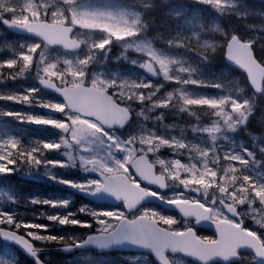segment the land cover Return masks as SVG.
<instances>
[{
  "label": "snow or ice",
  "instance_id": "obj_1",
  "mask_svg": "<svg viewBox=\"0 0 264 264\" xmlns=\"http://www.w3.org/2000/svg\"><path fill=\"white\" fill-rule=\"evenodd\" d=\"M195 2L213 6L223 14L235 9L236 0ZM134 4V7L113 13L88 10L79 0H48L45 4L29 0L18 11L15 0H0V23L30 33L37 41L21 45L19 53L14 54L15 58L7 59L0 67L13 69L19 66V72L23 73L35 65L39 85L53 90L61 98L58 102H42L38 99L41 87L27 89L26 94L0 95V100L47 109L49 115L28 116L27 122L52 126L61 133L58 142H46L42 147L31 148L21 145L19 150V141L6 140L5 147L17 151L0 153V174H11L22 166L28 169L68 167L78 159L84 170L98 173L99 178L76 182L49 175L81 191L109 193L123 200L127 209L135 208L147 197H157L179 208L183 217H194L196 224H214L218 238L200 237L187 224L174 228L178 224L174 217L154 209L142 210L139 215L129 218L120 210H94L87 205L77 211L91 215L97 229L86 240L41 235L31 230L18 234L21 228L46 231L49 225L17 221L13 214L2 211L0 234L17 242L34 257L39 249L33 241H59L66 245L62 248L65 251L86 243H94L99 248L130 243L151 249L163 264H168L166 254L176 251L185 252L202 264H209L212 260L230 264L232 260L241 259L242 249L253 250L254 257L264 258V236L245 227L242 218L238 219V208L257 203V198L264 206V171L258 170V166L264 169V160H257L256 153L248 148L243 152L235 150L237 146L230 142V134L245 126L254 112L256 96L264 94V62L254 54L255 38L245 40L235 32L224 33V44L219 45L227 49L231 62L246 71L253 89L249 97L244 95V88L222 77L216 78L220 82L206 80L201 68L193 67L192 61L185 58L188 55L182 54L177 59L169 54L170 49L181 48L186 53L196 54L199 64L207 62L218 46L210 45L207 40L202 45L200 42L204 33L218 31L219 25L206 27L202 21L193 20L189 22L191 31H178L166 39L160 37L167 47L157 49L154 47L156 37L147 35L149 24L145 19V13L154 6L146 0H136ZM170 14L179 17L183 12L171 10ZM252 27L264 29V25ZM80 29L99 32L101 38L81 39ZM113 45L123 48L117 60H127V51L133 49L141 54L143 62L132 59V65L146 70L151 77L162 75L165 81H175L180 87L158 96L164 85H154L143 76L95 71L97 66L106 65L112 59L109 54ZM52 46L63 49V59L51 55L49 49ZM188 85L213 87L221 94L209 98L189 91L185 87ZM193 106L210 110L208 125L199 123L200 117L190 111ZM156 110H160L159 113L150 117L149 113ZM165 111L177 116L187 114L198 121L190 129L195 134V142L188 139L184 129L179 137L170 134L171 126L164 124ZM55 113L62 114L63 118H54ZM4 115L21 122L25 120L18 112L8 111ZM133 115L143 117L144 122L153 120V126L140 122L131 133L120 135L117 129L124 128ZM259 147L264 152V145ZM62 148L67 161L46 159L44 150L60 151ZM161 148L171 149L175 155L185 157L188 163H182L181 159H161L157 155ZM150 156L153 159L150 160ZM181 172L186 173L183 179ZM145 184L178 190L172 191L170 196H162L160 192L142 186ZM210 189L217 196L210 201L202 202L185 195L186 192H202L206 197ZM70 202L32 199V203L51 208H66ZM75 216L73 212L57 213L47 215L46 219L60 225L92 227L91 221H81ZM256 223L264 229V220H256ZM9 228L13 230H7ZM37 260L38 264H44L38 257Z\"/></svg>",
  "mask_w": 264,
  "mask_h": 264
},
{
  "label": "rangeland",
  "instance_id": "obj_2",
  "mask_svg": "<svg viewBox=\"0 0 264 264\" xmlns=\"http://www.w3.org/2000/svg\"><path fill=\"white\" fill-rule=\"evenodd\" d=\"M156 0H146L147 3L154 4ZM160 1V0H159ZM158 1V2H159ZM185 1V2H183ZM256 0H236L235 3V9L232 12L228 13H220V11L216 8L213 10L223 16L226 17L223 22L222 20H218V16L214 13L209 11L205 6H203L204 3H196L195 0H192L194 2V5H189L186 4L187 2H190V0H180V2L175 1V0H161V4H163V10L160 18H157V12H154L153 15L150 17L148 12L145 13V19L146 22L149 24V29L147 35L151 37H156L154 41V47L157 49L165 48L167 45L165 44L164 40L160 39V37L167 38L172 34H169V28L170 27V20H174L175 23L179 26V28H183L186 30V32L191 31V28L189 26V22L193 20L197 21H202L206 27L212 26L213 28L215 25H219V30L218 31H211V32H206L204 33V39L201 40V45L204 43V40H207L210 45L215 44L218 47L212 52L211 54L217 55L222 52V47H219V45L224 44V39L225 36L223 35L224 33H228L230 35V32L233 31L234 29H238L240 33L244 38L246 39H252L255 38V43L259 45L261 44V40L264 39V29L262 28H254L252 27L253 25L260 26L264 25V3L263 2H254ZM29 0H15V6H17V9L19 11L20 8L23 7L25 3H28ZM32 3H41L45 4L48 2V0H30ZM79 2L82 4L83 7H86L88 10L91 11H99V12H117L121 9H124L126 7H134L136 0H79ZM153 8V7H152ZM171 10H179L182 11L183 14L180 15L179 17H174L173 15L170 14ZM206 13L207 16L204 14ZM239 13H244L245 15H239ZM25 15H27V10L25 9L24 12ZM168 16H167V15ZM211 18H210V15ZM163 15V18H162ZM7 16V15H6ZM155 17V18H153ZM154 19V20H153ZM165 20V21H164ZM156 24L157 27L154 28V25ZM165 24V25H163ZM3 26L0 23V36H3V42L0 40V53L6 50H11V45L17 43L18 40H13L6 41L4 39H7L9 35H6V32L2 28ZM173 26V25H171ZM164 27V28H163ZM174 27V26H173ZM167 30V31H166ZM246 30V31H245ZM165 32V34H164ZM244 33V34H243ZM246 33V34H245ZM159 34V35H158ZM168 35V36H167ZM79 36L81 39H89L91 38L92 40H98L101 38V33L99 32H86V30H79ZM157 42L159 44H157ZM32 43H25L24 45H30ZM161 45L165 47H161ZM172 52L169 53L170 55L173 56V58L179 59L182 54L188 55V57H185L186 59L191 60L192 62L198 64L194 65L192 64L193 67L199 66L203 72H208L211 74L213 73V61L209 62L211 59H209L207 62H204L203 64H199V57L194 54V53H186L183 49L181 48H173L170 49ZM123 51V48L119 45H113L112 50L110 52V57H112L111 60H109L106 65H101L97 66L94 70L98 72H105V71H112V72H121L124 73L125 75L128 74H134V75H139L142 76L143 69L139 68L138 65H132L130 63V60L132 59H137L140 60L141 54L136 53L133 49H129L126 53L128 56V59H120L117 60L116 57L120 56L121 52ZM39 52V50H38ZM52 56H61V53L63 52L62 49H55L49 50ZM14 56L13 54H10L7 58ZM70 58V57H69ZM264 58V57H263ZM36 57L34 56V61ZM61 59L63 57L61 56ZM264 61V59H263ZM140 62H143L140 60ZM209 62V63H208ZM35 66V65H33ZM32 66V67H33ZM31 67V68H32ZM16 75V79H10L9 76L0 78V92L2 94L0 95H8L9 93L14 90V86L9 84L11 83H16L18 86L23 87L25 90H27L26 86L24 85L25 82L32 83L34 84V81L36 79V69L34 71V74L31 73V69L27 71L26 75L25 72L20 73L19 72V66L15 67L12 69ZM227 71V69H225ZM13 73V74H14ZM224 73V72H223ZM29 74V75H27ZM225 75H228V72L225 73ZM223 77V74H222ZM229 82H234L235 84L239 85L240 87L244 88V95L245 96H252V93L246 88L244 83L241 82L239 77H231V79L228 80ZM154 85L158 84H163V88H161L160 92L157 93L158 96H162L167 92L173 91V86L176 84L175 81H165L161 75V79L159 81L152 82ZM203 88L206 91H209V87L203 86ZM213 95V94H211ZM215 96H218V93H216ZM38 99H40L42 102L43 101H52V102H58L55 97L51 96L49 93L44 92L43 90L39 93ZM16 102L14 101H7V100H0V118L5 117L4 113L9 111V106H13ZM22 107L24 106H29L30 108H33L34 110H38V113L36 116H47L49 115L47 109L41 108L39 106H34V105H26L24 103H18ZM139 111V109H136ZM160 110H156L153 113H149V116L152 117L156 114L159 113ZM210 112V110H208ZM207 112V113H208ZM165 119H164V124L171 126L169 131L172 136L179 137L181 133V129L185 130V135H187L188 139L193 140L195 142V134L190 131V129L194 126L197 125L198 121H192V116H189L185 114V123H183L180 119V115H176V121H172L168 118L170 115L169 112L164 113ZM54 118L57 119H62V114L60 113H55ZM14 120H17L14 118ZM256 121L259 124H261L264 130V94H261V96H256L255 99V105H254V112L250 115L248 121L246 122V125L249 126L251 121ZM18 121V120H17ZM211 121V118L209 116V119L207 120H201L199 123H202L204 125H208ZM22 123L21 121H18ZM27 122V121H26ZM144 122L143 117H136L135 122L132 124V126H129L127 129L122 131L121 133L119 132L120 135H127L131 133L132 131L135 130L137 123ZM29 123V122H27ZM146 123L148 127L153 126V120H149ZM37 127L39 130H45V134L48 136H51V133H55L58 136V139L60 138V131L53 128L52 126H43V125H36L33 123H29ZM242 128V127H241ZM239 128L235 132L230 134V139L232 141L238 142L239 147H244V145L247 143L246 140H243V138L246 136L247 133H238ZM250 137L253 138V140L256 142L258 141L261 137H264V131L261 133V136L256 133H250ZM15 139V136L12 134H6V136L3 137V139H0V153L3 151H10V147H5V141L6 140H11ZM44 143L48 142L46 138L43 139ZM102 151V150H101ZM47 152V153H46ZM44 155H46V159L48 160H63L67 161L68 157L63 154V148L60 151L57 150H52V155H51V150H45ZM157 155L164 160H174V159H181L182 163H188V160L184 158L183 156L180 155H175L171 149L168 148H161L160 151L157 153ZM153 158V157H152ZM261 160V159H258ZM259 168V166H258ZM264 170V169H261ZM26 171V172H32L29 169H23L21 172ZM16 172V171H15ZM14 172V173H15ZM38 174L43 178L44 180H49L53 181L54 183L59 182L58 180H54L51 178V175L57 176L58 178H61L66 181H76V182H84L88 181L89 179H98L97 175H93L92 172L86 171L83 169L82 165L79 163V160L77 159V162L73 165H69L68 167H51V168H45L44 166H41L38 169ZM181 178L186 177V173L181 172ZM66 183H62V186H65ZM177 191V190H175ZM172 192H168V196H170ZM213 190H209L207 196L205 197L203 194V200H212L213 199ZM20 192L15 189L14 186H8L3 183L0 179V211L2 212H8L14 215L15 219L17 221L20 220L18 217L19 214H24V222H35L37 224H46L49 225L47 230L45 231L44 229L40 230H35V229H23L24 232L26 231H38V234L41 235H53V236H59L63 235L64 237H78L79 239H82L81 235L85 236L86 234L90 232H95L97 229V225L95 221L93 220V217L91 215H88L86 213H80L82 216H84L86 221H91L92 222V227H81L78 225H60L56 222L50 221L46 219V216L49 213H46L44 216L41 215V211H35L32 210V207L29 209L27 208V203H21L20 201ZM20 203V204H19ZM87 205L91 209L94 210H105V209H98V207L95 204L92 203H87V202H80L77 204L76 209L78 210L81 208V206ZM246 208L244 209L245 216H248L252 220V225L250 228L253 231H257L260 233L262 236H264V229L260 228V225L256 223V220H264V215L260 214V209L255 207L254 204L252 205H245ZM146 209H154L157 211L156 208L154 207H147ZM255 210V211H253ZM54 213H51L49 215L53 214H61L65 215L67 212L64 211H59V210H53ZM44 213V212H43ZM174 217L177 221L178 224L174 225L173 227H183L185 224H187V221L180 217ZM55 226H57V232L59 234L53 233L55 230L53 229ZM14 227V225L12 226ZM37 246H44L45 243L48 242H41V241H35ZM59 242V241H58ZM52 245V252L55 249V242H51ZM18 250L16 248H12L11 246H1L0 245V264H25L26 261L24 260L26 256L21 257L18 255ZM64 251V250H63ZM63 251L61 250L58 252L57 257L55 253H52L51 255H47L46 258L49 260V262L53 264H137V263H145L148 264L152 259H150V256L146 254H121L120 252L117 253H100L95 250H87V251H80V252H74L68 255H63ZM69 250L68 252H70ZM72 252V251H71ZM62 255V256H61ZM248 258L254 262V257L249 255ZM176 261L179 264H191V262H188L187 260L183 258H178ZM252 264L250 261H246V264Z\"/></svg>",
  "mask_w": 264,
  "mask_h": 264
},
{
  "label": "trees",
  "instance_id": "obj_3",
  "mask_svg": "<svg viewBox=\"0 0 264 264\" xmlns=\"http://www.w3.org/2000/svg\"><path fill=\"white\" fill-rule=\"evenodd\" d=\"M159 13V12H158ZM157 18L159 19L160 17H159V15L157 14ZM171 24H172V21H170V29H169V34H170V32H172V26H171ZM172 34H173V32H172ZM255 49H256V53H257V55L258 56H260L259 54H260V50L258 49V47H256L255 46ZM17 49H15V50H13L12 51V53L13 52H15ZM259 52V53H258ZM19 52H18V50H17V53L16 54H18ZM11 58H15V56H12ZM260 58L263 60L264 58H262L261 56H260ZM10 59V58H9ZM227 68H229L228 67V65H227V63H226V61H225V59H224V54L223 53H219V54H217L215 57H213V73H216L217 74V76H219V77H221V74H223V76L225 75L224 73L226 72L225 71V69H227ZM232 70L233 71H235V72H238V73H240L238 70H236V69H234V68H232ZM2 71V69L0 68V72ZM8 73L11 71V69H9L8 68ZM203 71V70H202ZM222 72H224V73H222ZM190 91H194V92H196L197 94H199V95H202V91L200 90V89H198L197 87H195V88H191V89H189ZM203 96V95H202ZM206 107H202V106H193L191 109H190V111H195L196 112V114H197V116H199L200 117V119L201 120H205L206 118H208V114H206L205 113V111H206ZM165 113H167V111H165ZM169 116H168V118L170 119V120H172V121H176V120H174V119H176V114H174V113H170L169 112ZM180 119H181V121L183 122V123H185V114H181L180 115ZM196 119L193 117L192 118V121H195ZM177 122V121H176ZM16 126H12V125H10V124H7L6 126H4L3 128H0V132H2V133H4V134H6V133H8L9 131H13L16 135L15 136H17L18 138H20L21 137V135H20V132L18 131V129H16L15 128ZM251 127L253 128V129H251V130H254V131H256V132H259V130H260V132L262 131L263 132V130H261L262 129V127L261 126H256V125H254V126H252L251 125ZM259 127H261V128H259ZM23 146V144H19L18 145V149L17 150H19V148H20V146ZM261 145H264V141H262V142H259L258 143V148L260 149V147L259 146H261ZM27 147H29V146H27ZM30 148V147H29ZM237 148V147H236ZM17 150H12L11 152L12 153H15V151H17ZM236 150V149H235ZM238 166V165H237ZM9 167H10V165H9ZM29 183V182H28ZM17 185H18V182H17ZM39 187H40V185H38V184H33L30 188H28L27 189V186L26 185H24V186H21L19 189L21 190V192L23 193L24 191L27 193V195H26V197H30L31 199H32V196L34 197V198H36V194H37V191H38V189H39ZM258 199V198H257ZM261 206V205H260ZM262 207H264V206H261V208ZM66 211H68V212H70L69 211V209L68 210H66ZM20 217H21V215H20ZM19 217V218H20ZM19 221H21V220H19ZM58 237H64L63 235H59ZM55 242V245L57 244V242L58 241H54ZM61 243V242H60ZM55 254H56V252H55ZM51 264H53L52 262H51Z\"/></svg>",
  "mask_w": 264,
  "mask_h": 264
},
{
  "label": "water",
  "instance_id": "obj_4",
  "mask_svg": "<svg viewBox=\"0 0 264 264\" xmlns=\"http://www.w3.org/2000/svg\"><path fill=\"white\" fill-rule=\"evenodd\" d=\"M16 30V29H15ZM21 32H23V31H21ZM23 33H26V32H23ZM27 34H30V33H27ZM255 54V53H254ZM226 57H227V54H226ZM227 59H228V57H227ZM229 60V59H228ZM230 61V60H229ZM231 62V61H230ZM231 63H233V62H231ZM234 64V63H233ZM236 65V64H235ZM236 66H238V65H236ZM51 91H53V90H51ZM85 194H87V195H89V196H91L93 199H95L96 197H97V194L96 193H93V194H89V192H84ZM98 199V198H97ZM149 200H156V198H152V197H147V198H145L144 200H142L141 202H146V201H149ZM157 201V200H156ZM140 202V203H141ZM19 234V233H18ZM5 239H7V240H9V241H12V242H15V241H13V240H11V239H9V238H6V237H4ZM15 243H17V242H15ZM18 244V243H17ZM126 243H124V244H119V245H114V246H112V247H105V248H101V249H103V250H111V249H114V248H117V247H121V246H123V245H125ZM130 244V243H129ZM19 245V244H18ZM132 246H134L136 249H142V250H149V251H152L151 249H148V248H143V247H140V246H137V245H134V244H131ZM19 246H21V245H19ZM90 246H95V244L94 243H86V244H84L82 247H90ZM22 247V246H21ZM64 247H66V246H64ZM64 247H62V248H64ZM23 248V247H22ZM78 248V247H77ZM24 249V248H23ZM74 249H76V248H73V249H70V250H74ZM67 251H69V250H67ZM26 253H28L27 251H25ZM153 252V251H152ZM184 253V254H187V253H185V252H182V251H176V252H173V253ZM29 254V253H28ZM29 255H31V254H29ZM32 256V255H31ZM34 257V256H33ZM35 258H37V257H35ZM40 260V259H39ZM40 261H42V260H40ZM258 263L259 264H264V258H259L258 257ZM45 264V263H44Z\"/></svg>",
  "mask_w": 264,
  "mask_h": 264
},
{
  "label": "bare ground",
  "instance_id": "obj_5",
  "mask_svg": "<svg viewBox=\"0 0 264 264\" xmlns=\"http://www.w3.org/2000/svg\"><path fill=\"white\" fill-rule=\"evenodd\" d=\"M158 1V0H157ZM153 8H151V11L152 12H159L158 13V15H159V17L161 16V12H162V10H163V4H161V1H159V2H156V3H154L153 4ZM155 14V13H154ZM167 15V14H166ZM154 16V15H153ZM168 16V15H167ZM146 17V16H145ZM150 17V16H149ZM153 18H155V17H153ZM162 18H163V15H162ZM154 20V19H153ZM165 21V20H164ZM156 25V24H155ZM163 25H165V24H163ZM155 28V27H154ZM164 28V27H163ZM169 29H170V27H168ZM173 30H172V32L173 33H175V32H178V31H180L182 28H179V27H173L172 28ZM171 30V29H170ZM167 31V30H166ZM246 31V30H245ZM172 32H170V34H172ZM164 34H165V32H164ZM244 34V33H243ZM246 34V33H245ZM168 36V35H167ZM245 36V35H244ZM256 44V43H255ZM258 49L260 50V56L263 58L264 57V39L263 40H261V44H260V48L258 47ZM259 53V52H258ZM27 72V71H26ZM26 72H25V75H26ZM29 72V71H28ZM27 75H29V74H27ZM259 128H261V127H259ZM264 131V130H263ZM259 132H260V130H259ZM260 133H263L262 131L260 132ZM90 234H88V235H86V239H87V237L89 236ZM60 252V251H59ZM53 253H55V252H53ZM63 254V253H62ZM57 257H59L58 256V252H56V254H55ZM62 256V255H61ZM57 264V263H56Z\"/></svg>",
  "mask_w": 264,
  "mask_h": 264
},
{
  "label": "flooded vegetation",
  "instance_id": "obj_6",
  "mask_svg": "<svg viewBox=\"0 0 264 264\" xmlns=\"http://www.w3.org/2000/svg\"><path fill=\"white\" fill-rule=\"evenodd\" d=\"M155 191H159V190L155 188Z\"/></svg>",
  "mask_w": 264,
  "mask_h": 264
}]
</instances>
